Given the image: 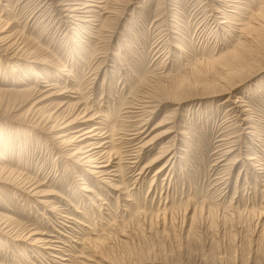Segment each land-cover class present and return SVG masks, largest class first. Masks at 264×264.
I'll return each instance as SVG.
<instances>
[{
	"label": "rangeland",
	"instance_id": "1",
	"mask_svg": "<svg viewBox=\"0 0 264 264\" xmlns=\"http://www.w3.org/2000/svg\"><path fill=\"white\" fill-rule=\"evenodd\" d=\"M64 4L87 3L0 0V38L28 50L0 54V225L58 243L0 232V264H264V0H105L86 23ZM24 91L101 116L117 191L14 123Z\"/></svg>",
	"mask_w": 264,
	"mask_h": 264
},
{
	"label": "bare ground",
	"instance_id": "2",
	"mask_svg": "<svg viewBox=\"0 0 264 264\" xmlns=\"http://www.w3.org/2000/svg\"><path fill=\"white\" fill-rule=\"evenodd\" d=\"M86 3L87 4H83L82 7L79 6L80 8H77L78 6L77 7L75 6L76 8L75 7H72V8L66 7V6H68V4H64L63 7L64 6L66 7V9H64V10L68 11L69 14L70 13L73 14V15H70L69 18H74L75 21H80V22L85 21V23L89 21L88 19L94 17V14L98 13L96 9L105 10L104 14L112 13V12H109L108 8L106 7L105 0L104 1H102V0H86ZM71 5H73V4H71ZM91 8H93V9H91ZM86 13H88V15H85ZM86 18H88V19H86ZM0 23H1V21H0ZM101 28L102 27L100 25V28L98 30H100ZM2 31H3V33L7 32L6 28H4V30H2ZM10 36L11 35L5 34L0 38V54L3 53V54H5V56L7 55V57H8L7 59L12 60V59H16V57L18 55H21L22 52H23V54L27 53L28 50H23L22 48L16 47L15 42L14 41L12 42V39ZM27 55L31 56L32 54L30 52H28ZM14 67H13V69H14ZM52 88H50V89H52ZM52 92H54V91H52ZM18 94L19 95L21 94L22 96H26L28 94L29 95L28 98L32 102H31V105L29 104L30 106L28 107V109L26 111H24L22 114L17 115L15 117V119L18 121L14 120V123H16V124L19 123L18 124L19 126H27L30 129V131L33 130V131H36V132L42 134L44 136V138L47 140V142H49V145L53 146V148L56 149V151H59V153L62 155V157L64 159H66L72 165L78 166L79 168H82L87 174L92 176V178H94V180L97 181L98 183H103L108 188H110L114 191H117V190H115V189H117L116 186L113 185L111 183V180H110L111 172H113V171H111V169L115 164V163L113 164V162L115 161V158H116L112 154H110V152H108V147L112 141V137H111L110 133L108 134V131L104 132V130L99 127L100 122H95V120L100 119L101 116H99L96 112L92 113L90 111L91 106H87V105L84 106L83 105L84 108H82L80 110L79 109L80 104H78V102H77L76 104L75 103L74 104H60L59 103V104H56L52 107L51 106L52 104H50L51 102L49 103L48 99L51 96H57L58 94L50 93V92L48 93L47 91H43V92L37 91L34 93L33 92L30 93L29 91H24V92H21ZM197 98H200V97H194L193 99H197ZM180 99H178L179 101L175 102L176 105H180L181 103H183V101H185V100H182V99L180 100ZM29 101H27V102L29 103ZM143 104L141 106H143ZM151 107H154V106H151ZM140 108H138V109H140ZM145 108L146 109L150 108V105L147 104L146 106H143L141 108L142 109L141 112H143V114L149 115L150 113H152V111H149V110H151V108L149 110H146ZM127 114H129V113H127ZM141 119H142V117H141ZM91 123H93V124L91 125ZM163 123H167L166 119H165V122H163ZM163 123L160 122V124H158V126H156V128L163 125ZM143 124H145V123H143ZM140 128H142V127L139 126V129ZM139 129H137L136 133H135L137 136H139L140 134L143 133L142 131L137 132ZM169 131H167V132L164 131L165 133H163V135H167L169 133H172L171 131L170 132ZM133 136H134V134H133ZM137 136H136V138H137ZM138 144H141L140 146L137 145L139 148L137 150L140 151V150L144 149L145 147H147L148 145H150V141L142 143V140H141V143L139 141ZM169 148L170 147H167V146L162 147V149H161L162 152L160 150V155H159V157H157V161L161 160V158L165 154H167ZM2 172H3V170H2ZM2 172H0V182L8 181L9 179H5V178L10 177L11 172H8V173H6V172L2 173ZM12 178H14V177H12ZM32 185H34V184H31V183L29 184L28 181L24 182V179H23V181H21L20 184L17 183V185H15L16 186L15 188H19V189L23 190V192H26V194L29 197H32V198L40 197L39 195H41L42 191L41 190L36 191V189H39V187L38 186L32 187ZM81 191L91 193L85 187H82ZM48 194H50V193H48ZM39 202H40V204L45 206L46 209L50 208V210H51L52 205L50 202H48L47 200H39ZM48 211H49V209H48ZM12 228L9 229L8 224L4 225L3 227H2V225H0V232L3 233L4 235L14 237V239L27 241L28 245L31 248L33 247V248H36L38 250L48 251V252L50 250L56 251L55 247H56V244H58L57 242H53L52 240L47 239V238H42L41 236L37 237L36 236L37 233H34V232H27L23 235V232H20V233H18L17 231L14 232L15 230H13ZM119 234L121 235V237H126L125 231L122 233H119ZM96 242H98V241H95L94 242L95 244L93 243L95 245L93 247L95 249L102 250V248L104 246L103 241H100L98 243H96ZM122 243H123V241H122ZM94 252H96V251H94ZM104 257H106V256H104ZM107 258H108V256L106 257V260L99 258V260L96 261V263H95V261H92V262H94L93 264H99L100 262L108 261L109 259L107 260ZM61 261L66 262L67 260L62 259ZM87 261H89V260H87ZM81 264H84V263L82 262Z\"/></svg>",
	"mask_w": 264,
	"mask_h": 264
}]
</instances>
